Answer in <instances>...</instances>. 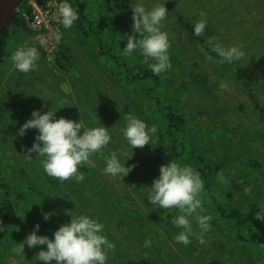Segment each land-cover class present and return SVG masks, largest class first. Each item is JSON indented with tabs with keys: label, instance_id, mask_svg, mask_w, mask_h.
I'll list each match as a JSON object with an SVG mask.
<instances>
[{
	"label": "rangeland",
	"instance_id": "obj_1",
	"mask_svg": "<svg viewBox=\"0 0 264 264\" xmlns=\"http://www.w3.org/2000/svg\"><path fill=\"white\" fill-rule=\"evenodd\" d=\"M71 1L79 19L68 31L61 25L59 35V42L72 56L68 73L47 58L18 17L17 22L0 31V40L5 39L0 44L13 49H38V67L27 73L22 84L23 102L30 106L32 98L39 97L45 109L42 114L50 110L59 113L57 119L81 121L86 128H109L112 140L102 152L90 157V163L79 167L83 181L60 183L52 177L57 181L54 185L40 163L43 158L35 153L31 158L26 155L36 142L38 130L29 129L26 135H18L23 124L33 118L32 109L38 106L33 104L27 115L15 109L3 112L0 199L5 194L14 199L26 223L0 249V264H43L36 256L46 250V245L34 249L25 245V255H16L12 248L23 243L37 224V235L54 239V232L70 223L65 210L78 215L77 201L84 209L87 207L84 215L104 225L103 235L113 245L107 253V264L140 259L150 264H264L263 246L253 243L248 235L245 240L244 233L237 237L229 224L224 232V222L214 217L218 198L225 193L234 198L250 188L251 192L242 196L239 203L245 209L244 216L254 225L252 232L263 237L264 221L256 219V214H264V0ZM136 4L146 10L165 5L168 10L162 31L168 33V54L170 59L176 56V66L164 72L165 86L138 78L147 62L139 50L130 57L123 54L127 36L134 34ZM79 6H84V11H78ZM201 20H206L208 26L205 34L195 36L194 26ZM217 44L225 48L237 46L245 57L222 67L210 54ZM1 52L0 63L7 50ZM129 111L149 127L156 126L153 145L131 150L122 131L126 127L123 116ZM170 112L181 115L185 123L181 131L172 128L174 135L169 131ZM165 141L184 145L178 163L181 166L194 169L192 155L198 149L208 161L212 159V163L223 167L228 184L222 185L228 189L223 191L224 187L215 182L212 189L217 199L202 193L203 214L212 217L206 244L195 238L187 247L177 243L175 236L182 229L172 219L178 212L154 207L147 200L154 179L160 175V166L172 161ZM113 151L122 164L136 165L126 177H112L103 171ZM124 151L128 155L120 156ZM102 188L109 189L110 194L103 193ZM89 200L91 204L87 206ZM117 200L126 204L124 208L117 205ZM43 213L53 214L46 221ZM193 228L199 231L195 223ZM146 240L151 241L150 247L144 246Z\"/></svg>",
	"mask_w": 264,
	"mask_h": 264
},
{
	"label": "clouds",
	"instance_id": "obj_2",
	"mask_svg": "<svg viewBox=\"0 0 264 264\" xmlns=\"http://www.w3.org/2000/svg\"><path fill=\"white\" fill-rule=\"evenodd\" d=\"M133 10L134 34L127 36L123 54L130 57L139 50L143 56L155 61L150 67L153 74L159 76L171 67L168 54L169 36L167 32L162 31L163 22L169 15L168 10L165 5H157L151 10H146L141 4L134 5ZM58 14L65 29H70L79 19L77 10L68 2L58 5ZM200 15L204 16V13ZM207 26L206 20L197 22L194 26V35L205 34ZM36 39L43 45L42 38ZM214 51L221 58L217 61L218 63L240 61L245 57V52L237 46L225 48L217 44ZM10 59L17 70L27 74L37 69L40 55L34 46L21 47L13 52ZM55 113L50 110L44 114H41L39 110L33 111V118L19 129V136L26 135L29 129H36L39 133L35 137L36 142L27 150L26 155L31 158L35 153L36 156L42 157L40 163L45 173L59 180L60 183L71 180L83 181L84 174L79 171V167L90 163L91 156L102 152L109 145L112 140L109 128H86L81 121L77 122L64 117L57 119ZM123 118L126 121V127L122 130L123 136L132 151L155 143L153 140L157 132L155 125L149 127L131 111L124 114ZM127 155V151L120 153V156ZM135 166L129 167L122 164L117 153L113 151L103 171L112 177H126ZM159 171L160 175L154 179L147 200L154 207L178 212L172 219V223L182 229L175 236L177 243L187 247L192 243V238H195L202 245L206 244L205 235L211 231L212 217L203 214L205 208L202 193L205 184L200 173L191 166H181L173 160L161 165ZM217 179L222 184H228L223 170L217 172ZM244 190L246 193L251 192V189L247 187ZM52 214L43 213V219L49 220ZM65 214L71 217L70 223L59 227L54 232V239L37 235L40 228L37 224L23 243L12 248V252L16 255H25V245L32 249L46 245V250H40L36 256L43 264H53V262L55 264H107V253L113 245L103 235L104 225L87 215H76L70 209H66ZM256 219L264 221V214L258 212ZM194 223L199 231L194 230ZM144 246L150 247L151 241L146 240Z\"/></svg>",
	"mask_w": 264,
	"mask_h": 264
},
{
	"label": "trees",
	"instance_id": "obj_3",
	"mask_svg": "<svg viewBox=\"0 0 264 264\" xmlns=\"http://www.w3.org/2000/svg\"><path fill=\"white\" fill-rule=\"evenodd\" d=\"M66 2L70 3L71 5H75L73 3V1L71 0H65ZM80 12L84 11V6H79V10ZM68 31V29L66 30ZM65 31V33H67ZM199 39V38H198ZM207 45H211L210 42H205L202 41ZM102 50V48H100ZM4 51L3 48H0V53H2L1 51ZM210 50V48H209ZM101 53L104 55L106 54V51L102 50ZM211 57L216 60L219 61L221 58L218 56V54L215 51L210 52ZM1 57V55H0ZM71 54L69 53V50L67 49V47L62 43V41L60 42V49L58 51V54L56 56V63L60 65V67L63 70H67V64L70 62L71 60ZM142 57L144 58V56L142 55ZM150 57H145V60L147 62H145L144 64H146V68L145 66L141 67L140 72L138 74V78L142 77L144 79H149L152 80L154 85L156 86H165L166 84V73H162L161 75L157 76L154 75L150 65L155 63V61L151 58L149 61ZM170 64H171V71L175 68L176 66V56L173 55L171 56L170 59ZM222 67H226L227 62L224 63H219ZM141 79V78H140ZM142 115H146L143 112H141ZM169 118L171 121L170 124V133L172 132V128L173 127H177L176 130L181 131V126H183L185 123H183L184 118L181 115H176V113H169ZM179 122L178 126L177 123ZM180 125V128H179ZM179 128V129H178ZM162 134V133H161ZM174 135V133H173ZM164 136L162 134V140H163ZM166 146L168 148V150L170 151V156L171 159L177 163H179L181 155H182V151H183V147L182 146H177L176 143H168L166 142ZM197 149V148H196ZM192 158L194 160V164L192 165L194 168V170H196L197 172L200 173V176L202 178V180L204 181L205 184V189H204V193L208 198H212V200L217 199L216 198V192L215 190H213L212 188L214 187V185L216 184L215 182H218L220 184V188H223L224 186L222 185V183H220L218 181L217 178V172L220 170H223L222 166H218L217 164L212 163V159H209V161L207 160V157H204L201 152L197 151L192 155ZM257 167V166H255ZM246 179V178H245ZM50 181L52 184H57V181H54L52 179V177H50ZM248 181V180H247ZM228 189V187H224L223 191H226ZM149 190V189H148ZM104 191V192H103ZM95 192L97 194H100L101 192H99L98 190H95ZM102 192L105 194H110V190L107 188H102ZM246 194L245 190H243L242 195L237 196V199L231 198L225 193L221 196V198H218V204L216 205V210H215V215L214 217L218 220H222L224 222V226H223V230L224 232L227 231L228 227L227 225L229 224L234 230H235V234H237V237L240 235H243L244 233V239L247 240L246 236H249V239H251V241L253 243H256L259 246H263L264 247V234L262 233L263 237L261 235H259L258 233H253L252 230L254 228V225L252 224V221L245 217L243 214V210L244 207L242 206V204L239 203V201L242 199V196L244 197V195ZM112 197H115L114 195H112ZM79 208L76 209V213L78 215H84L87 209H84L81 205V203L79 201H77ZM117 205L121 208H124V206L126 205L124 202H122L121 200H117L116 201ZM91 204V200H89L87 202V206ZM233 209H237V210H233ZM214 218V219H215ZM239 218V219H238ZM237 220L234 222H231L230 220ZM26 223L25 220H22L21 215L19 214L18 211V204L14 201V199H12L10 196H8V194H5V196H3V198L0 199V249H2V247L4 246V244H6V242H8L9 240H12L13 238L11 237L17 229H19L21 227V225ZM248 229V231L246 230ZM242 238V237H241ZM243 239V238H242ZM125 264H150L149 262L145 261L144 259H140V260H129L126 261Z\"/></svg>",
	"mask_w": 264,
	"mask_h": 264
},
{
	"label": "built area",
	"instance_id": "obj_4",
	"mask_svg": "<svg viewBox=\"0 0 264 264\" xmlns=\"http://www.w3.org/2000/svg\"><path fill=\"white\" fill-rule=\"evenodd\" d=\"M58 5L57 0H22L15 9L16 17L22 19L28 32L35 36L40 49L54 62L60 49L58 37L62 25ZM37 37L43 39V45Z\"/></svg>",
	"mask_w": 264,
	"mask_h": 264
},
{
	"label": "crops",
	"instance_id": "obj_5",
	"mask_svg": "<svg viewBox=\"0 0 264 264\" xmlns=\"http://www.w3.org/2000/svg\"><path fill=\"white\" fill-rule=\"evenodd\" d=\"M118 27L119 24H117V28ZM120 36L124 39L122 32L120 33ZM3 40H0V42ZM0 48L4 49V53L7 50L5 60L3 62L1 61L0 63V118L2 117L3 112H8L12 109H15L17 112L21 111L23 115H27V113L30 112V109H32L33 104L37 105L38 107L32 110H39L42 114L43 110L45 109L42 107L43 102L39 97H33V103L30 106L27 105L26 101L23 102L24 99L22 98H24L25 94L24 90L22 89V84L27 79L28 74L21 73L19 70H17L10 59L13 52L18 48L13 49L10 48V46L6 48L5 45L2 46V44H0ZM70 68H67L65 71H69ZM17 96L19 98H17ZM58 114L55 113L56 118H58ZM10 118L12 119L14 117L10 116Z\"/></svg>",
	"mask_w": 264,
	"mask_h": 264
},
{
	"label": "water",
	"instance_id": "obj_6",
	"mask_svg": "<svg viewBox=\"0 0 264 264\" xmlns=\"http://www.w3.org/2000/svg\"><path fill=\"white\" fill-rule=\"evenodd\" d=\"M22 0H0V31L17 22L15 9Z\"/></svg>",
	"mask_w": 264,
	"mask_h": 264
},
{
	"label": "bare ground",
	"instance_id": "obj_7",
	"mask_svg": "<svg viewBox=\"0 0 264 264\" xmlns=\"http://www.w3.org/2000/svg\"><path fill=\"white\" fill-rule=\"evenodd\" d=\"M17 18V17H16Z\"/></svg>",
	"mask_w": 264,
	"mask_h": 264
}]
</instances>
